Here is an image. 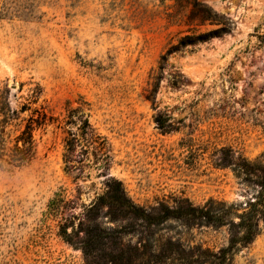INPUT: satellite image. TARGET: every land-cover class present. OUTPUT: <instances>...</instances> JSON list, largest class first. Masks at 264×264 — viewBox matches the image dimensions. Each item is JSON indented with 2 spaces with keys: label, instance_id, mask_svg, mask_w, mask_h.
I'll return each mask as SVG.
<instances>
[{
  "label": "rangeland",
  "instance_id": "374dc122",
  "mask_svg": "<svg viewBox=\"0 0 264 264\" xmlns=\"http://www.w3.org/2000/svg\"><path fill=\"white\" fill-rule=\"evenodd\" d=\"M205 3L219 22L191 0H0V95L34 89L53 117L28 164L0 166V264H92L106 246L130 264H264L263 221L222 253L228 226L184 214L253 199L254 175L215 167L218 149L264 171V0ZM108 177L154 221L88 211ZM72 216L104 230L86 258L82 232L74 247L58 235Z\"/></svg>",
  "mask_w": 264,
  "mask_h": 264
},
{
  "label": "trees",
  "instance_id": "16d2710c",
  "mask_svg": "<svg viewBox=\"0 0 264 264\" xmlns=\"http://www.w3.org/2000/svg\"><path fill=\"white\" fill-rule=\"evenodd\" d=\"M193 12L202 19H209L219 22L217 14L205 3V0H191ZM222 28L210 30L197 36L195 40L203 41L207 36H211ZM188 40V39H187ZM181 41L182 45L188 44L190 41ZM21 88V86H20ZM19 88V89H20ZM39 99V93L36 90H30L26 102L15 103L13 106L9 101V92L5 96L0 95V166L3 162L13 167H21L28 164L34 156V140L33 131L42 128L49 124L53 117L45 112L43 106L39 108L33 107ZM25 112H29L27 116H22ZM160 119H156L158 125H163ZM86 127H89L87 120H85ZM9 126L16 127L17 134L12 140L9 139L10 134L6 132ZM82 134L86 135V128L81 129ZM97 138H100L96 136ZM11 143V146L8 145ZM221 156L213 160V164L218 168L230 167L236 177L243 175H254L253 183L255 184L256 193L253 199L245 202L233 203L222 206L221 208H197L190 209L191 212L185 211L184 214L192 216L193 218L205 224L227 225L229 230L228 245L222 253L229 252L237 245L244 246L250 243L253 238L260 232L261 227L259 221L264 222V171L259 167H252L250 163L240 158L234 160L232 157V149L220 148L218 149ZM256 171L259 174H256ZM252 180V179H250ZM105 191L97 196L95 202L89 205L88 211H92L96 207H108L110 217L115 218H140L146 222H153L154 218L145 209L134 204L124 192L122 184L119 180L108 177L105 180ZM212 202V201H210ZM52 209V208H51ZM197 211V215L194 212ZM179 215H183L180 212ZM176 209H166L162 213L161 218L177 217ZM77 219V225L74 220ZM90 220V217L87 218ZM237 220V221H235ZM158 221V219H157ZM82 225V220L72 216V220H64L63 223L58 224V235L67 243L76 246L73 236H78L80 232L84 235L83 239L79 241V247L85 258L89 252L96 249V244L103 238L100 234L104 230L98 228H90L88 225L85 229H79ZM68 229H70L68 231ZM101 250H107L100 255L103 262L92 261V264H101L106 261L109 264H130L128 261V251L122 247H102ZM225 254L223 255L224 258ZM221 262H224L222 260ZM87 264H91L86 260ZM108 264V263H107ZM222 264V263H221Z\"/></svg>",
  "mask_w": 264,
  "mask_h": 264
},
{
  "label": "water",
  "instance_id": "95a60500",
  "mask_svg": "<svg viewBox=\"0 0 264 264\" xmlns=\"http://www.w3.org/2000/svg\"><path fill=\"white\" fill-rule=\"evenodd\" d=\"M11 88H12V89H14V88H15V86H14V85H12V86H11Z\"/></svg>",
  "mask_w": 264,
  "mask_h": 264
}]
</instances>
